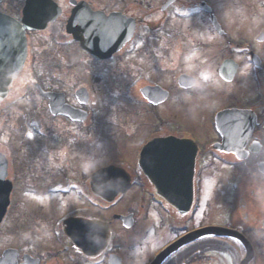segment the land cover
<instances>
[{
	"label": "flooded vegetation",
	"instance_id": "1",
	"mask_svg": "<svg viewBox=\"0 0 264 264\" xmlns=\"http://www.w3.org/2000/svg\"><path fill=\"white\" fill-rule=\"evenodd\" d=\"M23 1L25 5V0H3L0 3V12L20 18L24 7ZM85 1L95 9L92 0ZM119 1L122 3L121 8L102 10L107 14L119 11L124 16L135 19L134 36L111 59L99 62L106 64L118 59L123 64L127 60L137 59L135 61L144 60V63L150 65L157 63L167 65L174 60V56L178 52L183 50L185 52L183 57L181 54V60L190 57V55L210 53L217 56L216 73L208 79L202 78L201 75L195 76L197 79L195 87L186 90L178 85V91L182 95H187L197 90V94L200 93L207 100L206 98L216 95V90L218 95V90L224 89L228 91L231 101L226 106H218V103L221 104V97L217 98V109L213 111L214 113L212 112L213 120L208 122V127H205L202 122L193 121L186 122V127H179L178 122L167 120L166 122L154 121L148 132H143L139 128L135 134L145 137L136 146L132 162L121 164L131 176L132 187L125 195H120L114 202L109 203L93 193L91 183L93 170H81L77 178L68 177V180H58V177L63 174L69 176L70 172L73 171L71 160L66 159L63 165L60 155L52 152L61 149L62 151L65 150L66 153L67 150L69 151L66 143L73 145L77 141H86L84 143L88 146L94 126L97 124L93 122L92 111L88 108L93 103L91 96L86 106H81L77 102L75 96L77 90L74 92L73 99L66 96L73 106L88 114L87 121L75 122L62 116L57 117V122L42 121L37 124L42 127L41 129L47 131L44 130L40 137L49 141L51 140V133H53L52 140L55 141L53 146L56 148L49 146V143H41L40 137L35 139L33 134L29 135L32 141L31 147L29 143H25L29 139L23 133L20 140L25 144L22 146L20 154L11 147L3 151L7 158L5 180L11 182L12 190L9 196L10 205L5 217L0 222V264H150L168 245L184 234L204 226L191 228L190 222L195 220L205 207L204 197L206 193L217 188L216 174L218 171L219 173H229L228 175L234 173L240 174L242 177L247 176L260 180L264 177L259 170L260 163L264 162V95H261L262 92H257L260 94L250 97L241 95V103H238V95L234 90L238 87L239 77H244L240 75L243 63L249 62L251 52L259 55L257 46L264 44L258 41L259 36L257 37L259 44H257L255 37L242 40L236 37L229 28L223 26L226 34L220 35L217 32V42H174L175 39L187 37L186 31H175L173 28L174 8L182 4L183 1L178 0L166 10H162L161 7L168 0H162L161 5L158 6L154 5L157 0H153V4L146 7L138 0L137 2L136 0ZM57 2L62 8L61 16L54 24L49 25L45 32H29L30 39L42 33L50 34L48 35L49 39L65 36L66 42H71L73 47L78 48V44L66 34L67 21L74 6L69 1L58 0ZM206 2L209 4L208 1ZM205 15L210 14L205 13ZM186 51L188 54L185 56ZM82 54L87 57V53L82 51ZM202 60L203 62L208 60L209 63L213 59L206 57ZM225 60H234L239 65L237 75L231 82L225 81L220 75V66ZM94 62L98 63V61ZM260 64L262 68L254 71L255 73L251 72L249 76L246 75L245 81L249 79L258 83L263 79L264 58L262 57ZM254 75H256V81L252 79ZM245 83H240L241 88L244 87ZM39 84L46 90H52V88L48 89L42 81ZM156 85L162 86L169 93L168 100L158 106L148 103L142 96V90L145 87ZM29 86L32 87L31 84ZM27 92L29 98H31L32 93L42 102H48L42 95L40 97L35 90H27ZM138 96L143 101L144 107H148L149 115L158 117V108L169 104L173 94L171 89L166 86L149 84L140 87ZM236 109L250 110L257 117L258 124L251 140H249L250 142L246 141L243 129L253 123V115H244L245 118L242 120L231 119V116H226L220 121L223 127L222 133L217 130L219 124L215 119L218 114L222 111ZM34 123H30V125L33 126V129H37ZM168 136H175L180 140L190 142L186 148L190 160L196 153L193 164L190 165L189 162L186 165L187 174L188 176L192 175V179L183 181L185 164L177 163L173 170L172 180L182 184L180 189L170 186L172 191L189 192L192 188V192H194L193 206L191 212L185 215L180 214L171 203L159 196L157 187L151 183L138 164L140 153L146 144L155 138ZM255 142H259L258 145ZM62 143H65L64 149H62ZM28 146L37 152L30 153ZM129 146L132 147L131 144ZM131 152L132 149L129 150V157ZM88 156L89 154L86 157ZM239 157L246 158L240 161ZM191 166L193 167L192 173ZM55 181L59 183L55 184ZM252 195H254V191H252ZM64 199L76 201L69 208V212L58 216L60 212L56 207H58V202L61 204V200L67 202ZM38 201L46 202L40 203ZM245 201L246 197L244 196L242 201L238 203L239 207L236 211L242 221L246 224L249 223L250 226L247 229L236 228L231 224L223 226L244 231L248 235V232L255 228L252 223L257 222V224L264 225V222L261 219L253 221L252 213L248 210ZM217 205L221 208L224 205L223 210H225L232 206V203L230 200L228 201L227 196L222 194L218 195ZM225 214L228 216L226 212ZM262 214L264 215V212ZM116 216H132L133 226L131 228L125 227L124 221ZM70 218L77 221L71 228V234L67 235L64 231V224ZM165 231L172 233L173 237L169 238L170 240L165 241L163 239L162 233ZM253 232L257 233L255 230ZM102 233L107 234L106 245L105 247L102 246V250L94 253L95 239H98L97 245H99ZM202 244L198 241L181 248L166 259L163 264H202L203 262L200 260ZM84 246L92 251L90 255L85 254Z\"/></svg>",
	"mask_w": 264,
	"mask_h": 264
},
{
	"label": "rangeland",
	"instance_id": "2",
	"mask_svg": "<svg viewBox=\"0 0 264 264\" xmlns=\"http://www.w3.org/2000/svg\"><path fill=\"white\" fill-rule=\"evenodd\" d=\"M61 1L66 2V0ZM190 1L196 3L199 0ZM207 1L215 5L222 21L233 31L236 37L242 40L255 37L257 44H259L257 37L264 30V0ZM92 2L94 7L98 9L109 10L122 7V3L119 0H92ZM202 18L199 12L194 19H189L188 22L174 20V30L186 31L185 34L187 35L185 39H175L174 42H217V37L209 33L211 31L204 23V20L202 21ZM61 41L62 37L59 38L58 43L57 40L48 43L42 38L33 44L32 39L29 62L20 77L15 78L12 85L13 91H22L25 80L27 82L30 81L29 83L42 81L48 89L52 88V90L65 92L70 95L71 99H73L75 90L80 87H86L91 94L93 103L88 108L92 111L93 122H98L95 124L97 135L88 146L84 142L79 141L73 145L65 142L69 147V151L67 150L65 153V150L56 149L57 151L52 152L53 154L60 155L63 165L66 159L71 160V169L73 171L70 172L69 176L63 174L61 177H58V180L63 181L68 177L77 178L81 170L92 171L101 165L111 162H131L129 158H133L136 146L145 137L144 135L140 137V135L135 133L139 128L143 132H148L150 125L154 121L166 122L167 120H171L178 122L179 127H186V122L193 121L202 122L205 127H208L212 112L217 109V98L221 97V104L218 103V106H226L231 101L228 91L224 89L218 90V95L216 90V95L206 98L207 100L200 93L197 94V90L191 93L193 95H182L178 91L177 83L181 74L185 73L193 76L205 75L206 77L214 75L217 56H213L210 53H205L206 55L201 53L190 55V57L182 58L181 60V54L183 57L185 50L181 52L177 50L178 53L174 56V60L167 65L161 63L150 65L144 63V60L135 61L137 59H124L127 61L121 64L117 59L114 62L100 64L99 66L92 61L84 62L82 60V53L78 49L67 47L62 50L63 45H61ZM63 44L65 45L66 43L63 42ZM257 47L259 55L264 58V44H259ZM187 54L188 51H186L185 56ZM206 57L213 60L209 63L208 60L203 62L202 58ZM249 71V66L244 63V70L240 75L248 74ZM100 77L105 79L102 78L103 80L101 81ZM262 78L258 83H254L249 79L245 81L244 77H239L238 87L234 88L238 95V103H241V95L250 97L260 94L257 92H262L261 95H264V76ZM241 82H246L242 88ZM149 84L166 86L171 89L173 94L169 104L158 108V117L149 115L147 111L148 107H144L143 101L140 102V97L138 96L140 87ZM14 99H16V96ZM10 101L11 99L0 105V149L4 151L11 147L20 154L22 146L25 143H29L32 147L31 136L27 135L29 140L25 143H22L20 140L22 137L17 136H22V131H17L16 128L20 127L25 111L35 110L38 112L36 113V117H42L44 122L54 121L48 115L46 103L41 102V100H36L35 103L24 100L16 104H12ZM30 118L33 119L34 115H31ZM26 131L30 133V129ZM130 144L132 147L129 146ZM31 147L28 146L30 153ZM130 149H132V152L129 157ZM87 154H89L88 157H86ZM228 174L217 172V188L206 193L205 207L199 216L190 222L191 228L206 224L221 226L231 224L236 228L247 229L250 224L242 221L239 213L236 211L237 207H239L238 203L242 201L244 196L246 197L245 203L248 205V210L252 213L253 221L262 216L260 209H264V180L257 179L259 181H255V179L242 177L239 174ZM56 183L59 182L55 181ZM255 189L256 193L252 195V191ZM249 190L251 191L250 196L248 194ZM222 194L227 196L228 201L230 200L232 203V206L227 207L225 210H223L225 208L224 205H222V208L217 205L218 195ZM75 201L67 200L66 202L61 200V204L58 202V207H56L60 212L58 216L69 212V208L72 207L73 203L75 204ZM44 202L46 201L40 203ZM224 211L228 216H226ZM162 237L167 241L173 235L170 231H165L162 233ZM253 237L252 240L257 248L255 264H264V236L261 238L256 233H253ZM225 248L227 249V246ZM233 248H236V252L227 249L228 254L217 255V261L215 262L217 264H238L243 251L239 247H235L234 244Z\"/></svg>",
	"mask_w": 264,
	"mask_h": 264
},
{
	"label": "water",
	"instance_id": "3",
	"mask_svg": "<svg viewBox=\"0 0 264 264\" xmlns=\"http://www.w3.org/2000/svg\"><path fill=\"white\" fill-rule=\"evenodd\" d=\"M175 0H172L173 2ZM87 10L88 12L84 11ZM59 11H57V5L53 3L51 0H28L27 7L24 11V19L23 24H20L15 19L0 14V100H3L8 92L9 85L11 84L13 75L19 73L20 70L24 66V62L27 56V45H26V29L31 30H39L45 29L47 23L51 20H54ZM122 18L118 15H114L110 18H106L105 14L101 12H93L87 6L80 5L73 14V17L68 26V32L72 33L77 40H79L86 50L90 53L94 54L97 58H108L112 53L119 51L122 46L130 39L132 35V29L130 33L127 35L123 33L122 27ZM123 34V36H122ZM86 37V39H84ZM233 74V72H232ZM195 80L186 75L180 78V85L185 88H189L193 86ZM154 90H148L146 97L149 99L154 98ZM56 98L53 99V103H51V108L53 112L57 110L56 106ZM54 106V109H53ZM69 111L63 107H58V111ZM241 112V111H237ZM242 113V112H241ZM235 115V114H234ZM232 116V114L230 115ZM246 135V134H245ZM183 142L172 139L165 140H156L149 144L144 151V160L149 159L147 162L149 168L146 169L148 174H156L154 171L162 172L164 179L159 181L154 176L155 182L159 186H167L170 190V186L180 189L181 182H169L167 180L168 177H171L173 174L168 171L166 165L172 161H176V157L172 155L175 153V149L179 145H182ZM168 148H173L171 150H167ZM153 154H156L154 157ZM186 159V157H185ZM180 160L182 158L180 157ZM153 164V173H151V165ZM155 165V166H154ZM164 170H166L164 172ZM120 170L110 167L104 170L99 171L94 175L93 184L95 187L102 185L101 181L106 180L110 186L116 187V190L111 192V198L118 195L120 192H124L127 187H129V179L126 180V176L119 172ZM167 174V175H166ZM153 176H151L152 178ZM4 175H0V189L5 188V184L3 182ZM123 178V179H122ZM166 178V179H165ZM124 179L126 184L124 183ZM104 182V183H105ZM103 183V184H104ZM123 186V187H122ZM125 186V187H124ZM123 188V189H122ZM162 194L168 199L172 200L177 206L179 205V209L181 213H186L188 207L185 208L184 204H181V201L186 197L185 192H181V190H171L172 192H168L165 188L162 187ZM0 195L3 197L4 192H1ZM190 196V197H189ZM187 198V203L190 206L192 201L191 195ZM186 203V204H187ZM8 204L7 197L3 198V203L0 205V220L4 215L5 208ZM215 235V236H227L232 237L240 242V244L245 248L246 255L240 264H250L255 257L254 249L251 243L243 237L239 232L236 231H228L226 229H221L217 227H209L197 232H194L188 235L182 242L190 243L199 238ZM164 255L159 258L157 263L163 260Z\"/></svg>",
	"mask_w": 264,
	"mask_h": 264
}]
</instances>
